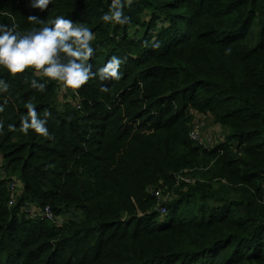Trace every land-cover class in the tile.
<instances>
[{
  "label": "trees",
  "instance_id": "obj_1",
  "mask_svg": "<svg viewBox=\"0 0 264 264\" xmlns=\"http://www.w3.org/2000/svg\"><path fill=\"white\" fill-rule=\"evenodd\" d=\"M122 2L120 25L108 0H0V25L95 37L77 89L0 67V264H264V0ZM199 115L221 141L191 138Z\"/></svg>",
  "mask_w": 264,
  "mask_h": 264
},
{
  "label": "clouds",
  "instance_id": "obj_2",
  "mask_svg": "<svg viewBox=\"0 0 264 264\" xmlns=\"http://www.w3.org/2000/svg\"><path fill=\"white\" fill-rule=\"evenodd\" d=\"M51 2L52 0H32L31 6L44 11ZM29 19L38 18L31 16ZM102 20L105 23L126 24L128 17L123 12L122 0H111L109 12L102 16ZM94 38V33L89 28L62 15L52 21L51 27L44 26L28 33L17 31L15 26L0 25V67L7 69L13 77L26 69H33L43 77L59 82L65 89H77L93 75L92 66L88 62L94 53L91 45ZM121 63V59L113 56L96 75L100 80H119ZM8 87L0 79V92H6ZM31 87L42 91L45 86L32 80ZM27 107L28 115L22 121L21 131L27 134L32 129L47 136V120L40 118L31 104ZM44 115L47 116L48 113Z\"/></svg>",
  "mask_w": 264,
  "mask_h": 264
},
{
  "label": "rangeland",
  "instance_id": "obj_3",
  "mask_svg": "<svg viewBox=\"0 0 264 264\" xmlns=\"http://www.w3.org/2000/svg\"><path fill=\"white\" fill-rule=\"evenodd\" d=\"M60 99L65 100L63 97ZM61 100H58V103ZM194 124H196L194 131L196 130L198 132L203 142L211 138L209 144L215 145L224 138L221 127L216 124L210 116L199 115Z\"/></svg>",
  "mask_w": 264,
  "mask_h": 264
},
{
  "label": "built area",
  "instance_id": "obj_4",
  "mask_svg": "<svg viewBox=\"0 0 264 264\" xmlns=\"http://www.w3.org/2000/svg\"><path fill=\"white\" fill-rule=\"evenodd\" d=\"M108 1L111 2V0H108ZM195 126H196V124H194L193 129H192V131L190 133L191 138L193 140L197 141V142L204 143V144H209L211 138H209V139L205 140V142H203L200 139L198 132L196 130L194 131ZM46 212H47L46 217H48L50 219H53V215L51 214V212H50V210L48 208L46 209ZM32 214H34V212H32Z\"/></svg>",
  "mask_w": 264,
  "mask_h": 264
}]
</instances>
